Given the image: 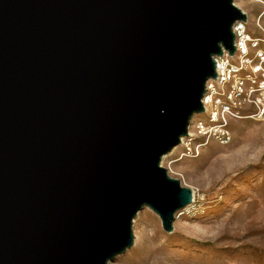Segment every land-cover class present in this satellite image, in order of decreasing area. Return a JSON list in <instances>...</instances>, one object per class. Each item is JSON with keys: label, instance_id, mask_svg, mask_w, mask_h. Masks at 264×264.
Wrapping results in <instances>:
<instances>
[{"label": "water", "instance_id": "obj_1", "mask_svg": "<svg viewBox=\"0 0 264 264\" xmlns=\"http://www.w3.org/2000/svg\"><path fill=\"white\" fill-rule=\"evenodd\" d=\"M232 0H0V264H107L190 188L160 165L232 54Z\"/></svg>", "mask_w": 264, "mask_h": 264}, {"label": "rangeland", "instance_id": "obj_2", "mask_svg": "<svg viewBox=\"0 0 264 264\" xmlns=\"http://www.w3.org/2000/svg\"><path fill=\"white\" fill-rule=\"evenodd\" d=\"M252 37H264V0H232ZM264 49V43H260ZM231 141L208 143L190 158L174 149L160 165L192 192L193 210L177 214L170 233L142 207L131 222L132 243L107 264H264V116L238 108Z\"/></svg>", "mask_w": 264, "mask_h": 264}, {"label": "built area", "instance_id": "obj_3", "mask_svg": "<svg viewBox=\"0 0 264 264\" xmlns=\"http://www.w3.org/2000/svg\"><path fill=\"white\" fill-rule=\"evenodd\" d=\"M233 53L223 50L213 56L214 77L204 83L200 97L202 110L193 114L185 134L171 149L175 160L197 156L208 143L226 145L231 141L228 128L230 119L240 118L238 108L249 105L253 115L264 116V37H252L246 31L245 22L235 21ZM193 199L178 214L193 210Z\"/></svg>", "mask_w": 264, "mask_h": 264}, {"label": "bare ground", "instance_id": "obj_4", "mask_svg": "<svg viewBox=\"0 0 264 264\" xmlns=\"http://www.w3.org/2000/svg\"><path fill=\"white\" fill-rule=\"evenodd\" d=\"M245 22H247V21H245Z\"/></svg>", "mask_w": 264, "mask_h": 264}]
</instances>
